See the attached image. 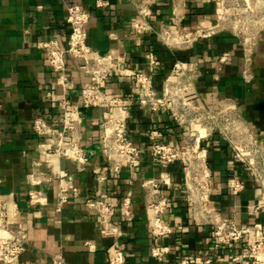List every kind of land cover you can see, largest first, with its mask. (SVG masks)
<instances>
[{"label": "crops", "instance_id": "crops-1", "mask_svg": "<svg viewBox=\"0 0 264 264\" xmlns=\"http://www.w3.org/2000/svg\"><path fill=\"white\" fill-rule=\"evenodd\" d=\"M95 1L0 0V212L5 213L12 228L20 224L27 231V246L19 256V263L54 264L52 258L59 257L65 264H106L112 240L98 233L96 218L86 212L83 201L89 197L102 199L115 209L113 221L121 228L119 246L125 254L124 264H181L182 260H206L213 255L212 230L191 218L185 202L181 165L160 164L148 155L151 131L159 134L157 141L179 147L185 127L175 123L165 109L152 113L139 105L132 79L112 74L102 84V89L106 94H120L127 100V135L143 152V163L132 183H129L131 176L127 168L114 175L104 172V180L97 179L103 165L97 138L101 122L111 114L107 107L81 112V143L88 157L83 171H78L72 162L41 155L37 146L43 141L31 130L33 119L42 117L53 130L59 131L56 100L65 94L75 102L88 77L76 68L74 61L68 60V86L63 92L55 84V75L35 44L54 36L63 43L68 35L66 6L82 5L89 13L87 44L96 54L115 51L122 56L125 68L148 73L144 55L152 52L159 62L151 84L156 96L161 93L162 82L173 78L176 62L193 64L199 77L193 81L186 99L209 110H214L222 99H231L256 131V137L264 140V36L259 39L253 56L254 79L245 84L241 79L242 52L236 38L230 34L202 40L189 50L172 51L162 46L154 35L133 34L129 22L135 11L130 0H107L108 6L101 8L95 7ZM151 9L152 19L168 27L173 26V13L182 14L181 27L185 30L201 22L213 24L220 12L216 2L196 0H185L175 12L172 0H153ZM225 53L227 60L217 69V59ZM202 146L207 151L206 162L211 171V193L206 208L233 220L238 227L256 222L264 227V211L257 215L252 213L253 204L264 192L246 180L244 188L232 195V180L245 176L241 166L220 137L215 135ZM36 162L39 171L54 176L59 170L65 171L68 180L80 189L79 196L70 198L56 211V183L43 182L34 186L41 193V203L31 204L26 195L30 188L26 175ZM163 173L169 175L170 185L161 189V194L167 198L161 217L171 233L155 238L148 231L150 214L144 208L147 193L139 187V180L157 178ZM128 195L133 219L125 225L118 207ZM248 241L252 242L253 238L249 237ZM154 245L168 248L161 262L150 256ZM233 257L238 259L233 261ZM211 264L254 263L243 254V245L237 243L219 250Z\"/></svg>", "mask_w": 264, "mask_h": 264}, {"label": "built area", "instance_id": "built-area-1", "mask_svg": "<svg viewBox=\"0 0 264 264\" xmlns=\"http://www.w3.org/2000/svg\"><path fill=\"white\" fill-rule=\"evenodd\" d=\"M134 6V17L129 27L135 36L154 35L166 49L189 50L202 40H208L219 34H230L236 38L242 52L241 79L245 84L253 81V56L259 39L264 36V0H196L202 3L216 2L219 15L211 24L201 22L191 30L181 27L183 15L173 13V26L168 27L160 20L152 19L151 4L153 0H130ZM185 0H172L173 12ZM107 0L95 1V7L108 6ZM65 24L68 28L66 40L61 43L56 36L36 42L35 46L42 52L51 72L55 75V84L63 92L68 86L66 62L72 60L76 68L88 77L82 93L75 102L64 96L56 100L55 108L59 111L61 128L55 131L42 117H36L31 124L33 134L43 142L37 150L41 155H52L58 159L72 162L78 171H83L88 157L81 143L80 126L83 110L107 107L111 114L100 125L97 146L103 159V165L97 176L104 180L102 174H118L123 168L129 170L132 183L135 173L143 163V152L136 148L127 135V100L120 94H106L102 84L112 75L117 74L131 78L137 91V102L155 113L167 110L175 123L184 126L179 147L157 141L156 131L149 133L152 143L148 155L157 163L164 165L180 164L185 191V202L192 220L198 225L211 227V244L213 255L206 260H182L181 264H211L217 252L234 244L243 245V254L254 264H264V227L259 223L238 227L233 220L221 217L217 212L206 208L211 193V171L206 162V149L202 143L213 136L220 137L230 149L232 156L243 172L244 177L235 178L231 183L232 195H237L250 181L257 189L264 192V140L256 137V131L238 112L231 99H222L214 110L191 104L186 94L192 90V83L199 77L193 64L175 63L172 79H165L161 93L156 96L152 89V76L159 62L148 51L144 57L148 73L125 68L122 56L115 51L103 55L96 54L87 44L88 11L79 4H69L65 8ZM228 54L217 59V69L227 60ZM49 141V143L47 142ZM39 163L33 164L26 175L30 186L27 198L31 204L41 203V193L34 189L45 183L55 182L56 211L70 199L77 198L80 189L67 174L59 170L57 175L37 169ZM170 185V177L163 173L157 178L139 180V187L146 191L145 211L149 212L148 231L152 237L159 238L171 233L161 215L167 206V198L161 194L163 187ZM86 212L96 218V230L101 236L112 240L106 255V264H124L125 254L119 243L122 238L120 226L114 221L115 209L95 197L83 201ZM15 206L12 211L15 212ZM118 210L121 220L128 225L133 219L129 195L124 197ZM264 211V196L252 206L254 215ZM253 241L249 242L248 238ZM27 246V231L17 224L11 227L4 212H0V264H20L19 256ZM168 252L166 246L154 245L150 256L161 262ZM54 264H65L59 257H53ZM238 257H233L236 261Z\"/></svg>", "mask_w": 264, "mask_h": 264}]
</instances>
